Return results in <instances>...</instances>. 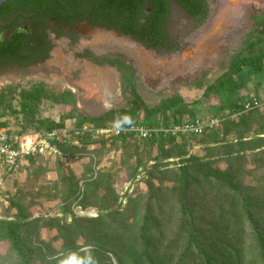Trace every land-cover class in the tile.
Instances as JSON below:
<instances>
[{
	"label": "rangeland",
	"instance_id": "1",
	"mask_svg": "<svg viewBox=\"0 0 264 264\" xmlns=\"http://www.w3.org/2000/svg\"><path fill=\"white\" fill-rule=\"evenodd\" d=\"M185 20L184 13L173 5L169 30L174 40L181 41L187 34L188 26L181 27ZM257 22H264V0H210L209 21L187 36V47L174 56L159 55L130 38L103 30L78 51L91 45L98 54L124 55L140 75L149 107L178 94L190 105L202 101L194 115L184 116V120L208 119L224 102L231 108L254 98L264 100V69L255 72L252 68L235 76L229 98L214 93L204 97V90L231 71L235 61L256 57L264 50V36L257 38L262 28ZM54 43L48 64L1 76L0 92L14 87L18 99L40 90L72 92L78 108L101 121L79 136L72 135L60 155L25 163L13 175L0 173V264L20 261L8 240L11 223L18 229L30 264H129L121 232L114 224L117 213L129 211L128 207L132 212L133 207L141 211L143 221H149L147 216L160 221L164 238L158 235L154 243L161 248L162 257L170 264H192L193 258H182L181 246L179 252L169 251L180 243L176 227L183 217L185 175L192 178L187 207L202 222L203 239L211 244L214 261L264 264V245L260 243L264 237V111L232 117L202 138L173 142L165 149L134 139L119 142L100 132L130 121L108 116L123 104L116 72L77 61L65 40ZM73 108L42 100L37 119L43 121L42 128L66 121L72 125ZM139 117L135 123L140 122ZM160 119L176 117L169 113ZM4 122L6 128L29 133L22 129L23 115L10 116L6 106L0 107V124ZM206 169L226 172V180L238 191L207 185ZM237 193H245L244 203L255 224L249 221L243 204L231 207ZM151 195L165 200L159 209L149 210ZM12 201L22 207V218ZM225 221L230 225H224ZM120 257H124L122 262Z\"/></svg>",
	"mask_w": 264,
	"mask_h": 264
},
{
	"label": "trees",
	"instance_id": "2",
	"mask_svg": "<svg viewBox=\"0 0 264 264\" xmlns=\"http://www.w3.org/2000/svg\"><path fill=\"white\" fill-rule=\"evenodd\" d=\"M210 0H12L0 7V32L3 29L10 27L2 24V20L15 15L17 11H21V17L25 19L28 25L26 33H19L14 27V35L5 42H0V71H2L8 64H17L21 66H29L34 64H41L50 58V52L53 49L48 40L47 30L50 29L51 18H57L59 27L72 28L76 23L67 19V12H76L81 14L80 21H87L98 28H104L109 31H115L120 36L130 37L134 41L141 44L147 50H153L158 53L173 55L184 50L187 47L185 38L191 35L196 30H199L210 16ZM171 3L177 4L184 12L186 20L189 21L188 32L184 35L181 41L174 40L171 37L169 30V21L172 17ZM148 10H150L148 12ZM38 16V18H37ZM257 25L262 27L258 32L257 38L260 40L264 36V22H257ZM252 41V40H251ZM33 42L37 44V48L32 46ZM80 59H88L100 67L111 68L116 72L121 88V96L123 104L116 109L111 110L108 116L130 119L128 123L120 125V127H129L134 124L154 125L161 122V116L175 115L177 124L190 121L184 120L183 117L193 116L196 108L202 101L194 105L187 104L183 97L175 94L169 99H165L159 106L149 107L147 102V95L143 87L139 83L138 71L134 64L125 56L118 55L115 57L96 56L89 51L77 55ZM244 68H252L255 72H262L264 69V50L256 57H245L234 62L231 71L220 77L216 84L208 90H204V97L207 98L211 93L231 96V86L234 83L235 76L242 72ZM14 87H8L0 92V107L6 106L10 116L23 115V128L26 132L41 131V130H55L75 126L82 129L85 126H94L101 121L97 115H90L83 113L78 108V99L72 92L55 93L51 91H33L25 93L22 99L15 91ZM19 100V105H16ZM46 100L53 105L73 106L71 112L72 125L68 121L59 125L51 123L46 128H42L43 121L37 119V112L39 103ZM84 100V99H82ZM244 110V104H233L231 108L228 107L227 102H224L221 107L213 114L212 118H224L228 116L226 123L234 115H239ZM226 113H229L226 115ZM245 114V113H244ZM140 115V117H139ZM241 116V115H240ZM139 117L140 122H136ZM196 118L192 119L195 120ZM169 121L170 119H164ZM7 123H1L4 127ZM217 129L210 131L202 136L183 137L180 139H172L165 137H153L149 140H141L135 135H124L116 137L119 142L128 139H134L136 142L149 144L150 146H158L165 149V146L173 142H189L193 139H199L207 134H210ZM74 142H72L73 145ZM60 151L68 146L63 142H56ZM44 156L37 155L28 158V162H33ZM16 171H7V175H13ZM207 185L215 186L220 190H225L226 187L237 190L235 185L228 182L227 173L221 170L216 173L206 169L203 174ZM191 177L185 175V187L182 188V211L183 217L178 222L176 227L180 230V243L169 250L171 254L179 252L178 248L181 246L183 252L182 258H193L192 264H223L222 261L216 263L214 256L209 253L210 243L207 245L203 239V231L200 229L201 221L195 219L193 211L187 207L188 190H191ZM227 179V180H226ZM198 181V180H196ZM195 189L193 188V191ZM169 192L171 190H168ZM192 191V190H191ZM245 193H237V200L232 204V208L238 202L243 204L247 211V217L252 224H255V219L248 210V205L244 203ZM166 197L165 194H163ZM165 200L156 199L151 195L150 211L161 206ZM253 203V202H252ZM12 205L19 212L22 218L24 213L22 207L12 201ZM132 207H128L121 213H117L115 225L121 232V237L124 241V248L126 251V258L130 260L129 264H170L167 257L161 256V248H158L154 241L158 235L164 238L161 229V223L157 220L141 219L142 212L136 207H133V212L130 211ZM138 210V211H137ZM134 211H137L134 214ZM129 213V215H127ZM134 216L131 219V215ZM113 216V215H112ZM111 222V221H110ZM105 223H100L103 226ZM229 226L230 223H224ZM163 227V226H162ZM227 231V228H225ZM8 240L11 244L12 251L20 259L19 264H30V256L24 248L18 229L14 223L8 225ZM176 242V240H175ZM260 243L264 245V237L260 238ZM173 251V252H172ZM124 257H120L122 262ZM167 260V261H166ZM165 261V262H164ZM124 264V263H122Z\"/></svg>",
	"mask_w": 264,
	"mask_h": 264
},
{
	"label": "built area",
	"instance_id": "3",
	"mask_svg": "<svg viewBox=\"0 0 264 264\" xmlns=\"http://www.w3.org/2000/svg\"><path fill=\"white\" fill-rule=\"evenodd\" d=\"M254 110L264 111V100L254 98L244 104V110L239 115ZM228 116L224 118H208L195 119L181 124H177L173 119L161 120L159 124L144 125L134 124L129 127L112 126L102 129L100 132L105 135H113L114 137L124 135H135L141 140H149L153 137H165L172 139H180L183 137L202 136L210 131L218 129L226 121ZM90 128L88 126L82 129L78 128H60L55 130L32 131L29 133H21L3 127L0 129V173L7 171H17L25 163L28 158L41 155L51 157L60 155L56 142L68 143L72 140V135H80Z\"/></svg>",
	"mask_w": 264,
	"mask_h": 264
},
{
	"label": "flooded vegetation",
	"instance_id": "4",
	"mask_svg": "<svg viewBox=\"0 0 264 264\" xmlns=\"http://www.w3.org/2000/svg\"><path fill=\"white\" fill-rule=\"evenodd\" d=\"M72 1H75V0H72ZM209 3H210V1H209ZM173 5H175L176 8L180 9L183 12V10L175 3H171L172 10H173ZM21 13H22L21 11H17L15 13V15L8 17V18H5V20L1 21L3 25L10 26V27H7V28L3 29L2 32H0V42L8 41L14 35V30L11 27H14V29L17 30L19 33H26L28 31V25L24 22L25 19L23 17H21ZM172 15H173V12H172ZM37 18H38V16H37ZM80 18H81L80 13H76L73 11L67 12V19L75 22L76 24L72 28H70V27L62 28V27H59L60 22L57 21L58 19L55 17H52L50 29L47 30V33L49 35L48 40L50 41L51 45L53 46V49L50 52V58L41 64H34V65H29V66H21V65H17V64H13V63L8 64L7 66H5L6 68H4L2 71H0V77L1 76H9V75H18L21 72H25V71H28L30 69L42 67V66L48 64V62L50 60H52V57H53L52 53L56 48L54 42H57L60 40L67 41L68 47H70V49L75 52L74 58L77 61L82 62L85 65L90 64V65L98 67V68L112 70L111 68L100 67V66L94 64L93 62L89 61L88 59L78 58L77 55L83 54L86 51H89L96 56H103V55L109 56V57L118 56L117 54L116 55L98 54L94 51V49H92V48H94V46H91V45H88V46L84 47L81 51H78V49L81 46H83V44L85 43L86 40H88V42L94 40V37L92 35L94 33H96L97 31L103 30L106 32H111V31L104 29V28L95 27L94 25L90 24L87 21H80ZM209 19H210V16L205 23H207L209 21ZM188 24H189V21L185 20L181 27H184V25L188 26ZM168 26H170V21H169ZM122 37H125V36H122ZM32 46L34 48H37V44H35V42H33ZM150 51H153V50H150ZM153 52H155L159 55H163V56H174V55L179 53V52H177L173 55H166V54L158 53L156 51H153ZM122 56H124V55H122ZM86 70H88V69H86ZM91 73L94 74L93 71H91ZM96 75H98V74H96ZM138 78H139V83L142 86V83L140 82V75H138ZM143 89H144V87H143Z\"/></svg>",
	"mask_w": 264,
	"mask_h": 264
},
{
	"label": "water",
	"instance_id": "5",
	"mask_svg": "<svg viewBox=\"0 0 264 264\" xmlns=\"http://www.w3.org/2000/svg\"><path fill=\"white\" fill-rule=\"evenodd\" d=\"M10 1H12V0H0V7H2V6H4L6 3H8V2H10ZM150 10H148V12H149ZM112 33H115L116 35H118V36H120L117 32H115V31H111ZM127 38H130V37H127ZM130 39H132V38H130ZM133 40V39H132ZM136 43H138V42H136ZM139 44V43H138ZM141 45V44H140Z\"/></svg>",
	"mask_w": 264,
	"mask_h": 264
}]
</instances>
